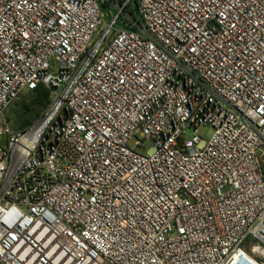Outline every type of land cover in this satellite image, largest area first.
Returning a JSON list of instances; mask_svg holds the SVG:
<instances>
[{"label":"built area","instance_id":"2783aa9c","mask_svg":"<svg viewBox=\"0 0 264 264\" xmlns=\"http://www.w3.org/2000/svg\"><path fill=\"white\" fill-rule=\"evenodd\" d=\"M40 86L0 264H264V0H0V118Z\"/></svg>","mask_w":264,"mask_h":264},{"label":"rangeland","instance_id":"374dc122","mask_svg":"<svg viewBox=\"0 0 264 264\" xmlns=\"http://www.w3.org/2000/svg\"><path fill=\"white\" fill-rule=\"evenodd\" d=\"M102 11L108 15V20L109 23L111 22V17L108 9L102 7ZM113 14H117V10L112 8ZM116 28L118 29H124L125 27L123 25H120L119 23L115 25ZM108 28L107 23H103L101 25V30L105 31ZM115 34V31H112L110 33V36H113ZM98 39V38H96ZM29 92L25 91L23 95L21 96L19 101H16L13 103L8 110L5 112V115L3 118H0V131L3 130L5 121L9 124V128L12 131L16 130H21L27 126H25V122H35L39 119V116L37 115V110H31V111H26V107H24L25 103L30 102L29 98ZM50 100H51V95H49ZM26 111V112H25ZM40 111V110H39ZM44 111V110H43ZM40 114H42V112ZM188 136H191L193 134V129H187L186 131ZM214 133V129L209 126H203L199 129V134L206 139H209ZM7 142V135L3 136V143L6 144ZM137 138H133L130 142V146L135 149L138 153L140 154H146L147 151L150 149L152 146V142L148 141L144 146H137L136 145Z\"/></svg>","mask_w":264,"mask_h":264},{"label":"trees","instance_id":"16d2710c","mask_svg":"<svg viewBox=\"0 0 264 264\" xmlns=\"http://www.w3.org/2000/svg\"><path fill=\"white\" fill-rule=\"evenodd\" d=\"M30 102L25 103L26 111L37 110V115L40 116V112L43 111L50 103L49 91L43 86L38 87L35 91L29 92ZM19 101V100H18ZM40 110V111H39ZM25 111V112H26ZM25 126L31 124V122H25Z\"/></svg>","mask_w":264,"mask_h":264}]
</instances>
